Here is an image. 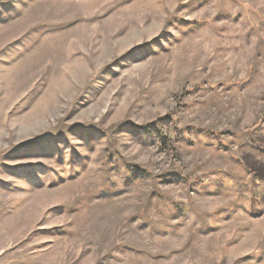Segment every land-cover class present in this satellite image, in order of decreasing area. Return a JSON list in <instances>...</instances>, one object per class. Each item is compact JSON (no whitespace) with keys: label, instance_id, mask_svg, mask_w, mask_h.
Returning <instances> with one entry per match:
<instances>
[{"label":"rangeland","instance_id":"1","mask_svg":"<svg viewBox=\"0 0 264 264\" xmlns=\"http://www.w3.org/2000/svg\"><path fill=\"white\" fill-rule=\"evenodd\" d=\"M0 264H264V0H0Z\"/></svg>","mask_w":264,"mask_h":264}]
</instances>
